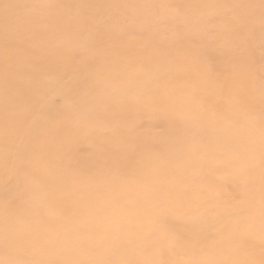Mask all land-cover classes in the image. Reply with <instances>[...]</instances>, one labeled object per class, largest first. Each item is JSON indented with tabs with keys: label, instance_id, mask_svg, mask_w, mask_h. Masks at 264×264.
Segmentation results:
<instances>
[{
	"label": "rangeland",
	"instance_id": "1",
	"mask_svg": "<svg viewBox=\"0 0 264 264\" xmlns=\"http://www.w3.org/2000/svg\"><path fill=\"white\" fill-rule=\"evenodd\" d=\"M39 1L21 2L12 8L5 6L6 3L0 4V11L21 16L20 22L40 25L46 19L44 14L39 18L35 15L33 19L27 16L32 7H37ZM52 1L42 0L47 6ZM61 1H65L67 5L69 0ZM115 1V12L120 25L114 29L113 34L127 35L128 31L132 30H127L123 25L126 21V6L124 7L122 0H109ZM154 1L157 3L159 0ZM262 1L264 0H255L258 2L256 9L251 8L250 13L246 14L239 0H234L236 8H231L232 0H227L226 14L223 18H217L227 22L221 21L219 25L214 24V13L212 9H206L204 3L195 5L194 9L190 10L186 3L180 0H164L170 11L169 22L156 7L138 14V17L146 19L151 25L148 29L138 26L135 29L137 37H144L151 32L154 35L164 34L163 38L187 40L194 31L207 34L212 38L216 37L218 47L226 50L227 60H219L220 53L212 47L206 69L199 73L200 87L211 86V89L208 97L201 96L199 104L196 103L197 86L178 79L169 80V77L156 79L153 74L158 73H143L142 62L130 63V60L124 65H133L130 66L133 70L126 73L114 66L115 61L101 65L93 76L98 82V89L92 91L94 87L90 92L91 96L99 99L104 92H113L119 101L129 102L130 108L118 109V114H115L109 111L119 108L117 104L109 105L99 101L90 106L84 97L76 98L77 92L65 97V112L56 116L60 115L57 117L60 120L63 116L66 117L60 122L44 121V127L40 131L41 135L48 136L44 139L54 142L58 139V136L52 133L56 129H61V126L65 127V131L74 128V132L65 139V153L60 150L47 151L35 156L31 161L33 165L43 167L49 166V162L55 166L52 160L56 161L58 170L52 174L44 173V183L46 186L58 187L65 180L66 188L57 189L65 190V194L68 191H77L76 199L72 200L73 203L76 202L72 211L76 212L77 204L82 199L93 196L105 203L109 213L97 218V207L91 206L81 214L76 212L77 216L73 222L69 220L67 224H61L60 220L69 216L70 212L62 209L64 195L59 192L51 196L43 192L44 188H36L38 192L35 200L54 201L43 212L47 216H53L57 220L56 225L64 229L78 226L88 228L89 231H81L83 237L75 238L67 231L65 236L55 238L52 234L43 236L38 232H31L25 241L18 236L12 237L14 242L23 240L24 243L36 246V258L30 263L35 264L45 254V248L52 251L58 244L65 242V259L70 258L69 263L65 260L67 264H79L77 259H80V264H99L98 259L104 258L106 259L103 264H243L244 261H249L248 264H264V24H260L264 20V4L259 5ZM74 6L89 17L93 7H97L96 0H88L78 6L73 2L71 7ZM107 9L108 7L104 6L100 12L105 13ZM69 15L67 14L68 17ZM247 15L250 19L253 17V26L256 25L255 38L251 29L246 28L249 22ZM112 18V15L107 16L103 23H109ZM90 21L92 25L96 22ZM20 22L16 23V28L20 26ZM95 27V32L89 28L83 31L84 34L88 32L102 37L104 29L101 25ZM115 41L117 42V38H109L107 46L103 47L92 44L88 54L99 58L100 63L106 57H111L109 44ZM149 42L147 39L136 38L135 44L129 47V51L137 53L132 59L154 58L153 51L147 48ZM89 45L87 40L80 42L65 39L62 47L67 51V61L64 64L70 65V71L67 70L59 76L62 83H65V89H69L76 80L85 83L84 79L75 76V67L85 57V48ZM184 46L182 47L185 50L191 49ZM182 47L176 46L175 49L180 50ZM48 48L54 49L52 46ZM153 50L159 57L166 58L172 68L174 66L170 63H179L175 56L166 57L164 49ZM188 64L189 66H181L180 71L188 72L190 67L194 70L195 66ZM34 65L29 62L19 66H22L20 68L23 72H27L37 68ZM169 65L159 66L158 72L167 75ZM109 70L114 71L115 77L107 74ZM208 74L212 77L210 81L205 78ZM118 84L122 87L119 92L114 89ZM130 84L144 85L158 94L151 98H138L132 104L128 91ZM126 85L129 87H124ZM36 89L32 88L36 95L48 92L45 94L47 98H51L50 102H46L47 98L41 97V100L37 97L35 106L32 104L35 108L33 120L42 122L41 114L51 110L46 108L48 103H51L52 108L61 107L63 99L52 95L53 89L50 86L42 88L43 90L39 88V91ZM165 98L169 100L166 101ZM75 99L80 105L70 106V102ZM225 110L226 113H223ZM130 116L136 121L139 117L146 118L135 129L137 134L143 137L144 144L134 146V150L144 154L146 162L141 167L140 154L131 153L135 157L132 162L140 164L135 169L138 172L133 170L126 175L110 176L107 173V165L115 164L109 153L101 150L96 154V149L89 147L87 143L82 145V149L80 147L84 137H97L101 131L107 130L105 126L111 125L119 117ZM87 119L96 121L98 127ZM123 121L126 122L124 118ZM134 128L135 122L132 129ZM125 133L124 137L127 138V132ZM115 134L118 133L112 130L109 135ZM126 138L121 141H126ZM19 140L14 141L12 145L18 144ZM129 146L130 143L127 148ZM175 152L178 153L174 154ZM96 158L100 160H95ZM22 161L24 160L18 156L9 157L11 163ZM82 162L85 166H77V163ZM131 181L144 182L154 189V194L143 198V190H134ZM94 182L115 187L120 182L124 184L121 188L105 191L103 194L80 193L90 190ZM43 184L36 186H44ZM8 195L9 193H6L3 196L8 198ZM125 195L130 197L123 205L124 212L108 208L114 199L123 198ZM165 202L177 203L181 208L175 218L167 222V236L161 237L164 231L153 228L151 223L154 222L158 211H162ZM12 209L13 206L7 208L8 211ZM167 215L163 214L164 217ZM142 216V220H136ZM117 220L121 223L120 233L114 224ZM184 224H189L191 230L183 231L181 226ZM216 253L227 255L209 262V254ZM25 259L28 260L27 256L22 260L19 255L0 253V264H25Z\"/></svg>",
	"mask_w": 264,
	"mask_h": 264
},
{
	"label": "bare ground",
	"instance_id": "2",
	"mask_svg": "<svg viewBox=\"0 0 264 264\" xmlns=\"http://www.w3.org/2000/svg\"><path fill=\"white\" fill-rule=\"evenodd\" d=\"M33 1L37 2L38 0H0V4L5 5L6 3L5 6L12 8L14 5L21 2ZM85 1L88 0H69V5H65V1L62 2L61 0H53L51 4L47 6L42 2V0H40L37 7H32L30 12L27 14V16L32 17V19L35 15L39 18L40 15L44 14L46 19L40 25H33L29 22H20L21 16H15L13 14L9 15L10 12L0 11V253L8 252L13 256L19 255L22 260L27 256L28 260H24L25 264H32L30 261L36 258V255H34V252L37 250L35 249L36 246L31 245L30 243H24L28 236L31 235V232H38L43 236L46 234H52L55 238L57 236H65V231H67L70 236L74 235L75 238L83 237L81 231H89L88 228L78 226L73 227V229H64L56 225L57 220L53 218V216H47L43 212V210L48 209L54 201L51 199L50 201L45 202L35 200V195L38 192L36 188H44L43 192L45 194L54 196L61 192V194L64 195L62 204L63 210H69L71 212L74 204L76 203H73L72 200L76 199L77 191H68L65 194V190L62 189L61 191L60 189H57L66 188L65 180H63L58 187L46 186L44 183V173L52 174L54 171L58 170L55 160H52L55 166H52L49 162V166L44 167L33 165L31 161L35 156L47 151L60 150L65 153V139L68 137L67 135L74 132V128L67 129L65 131V127L61 126V129H56L52 132L54 135L58 136V139L54 142L47 141L44 137L48 136L40 134L42 127H44L42 124L44 121L60 122L66 117L65 115L61 118L62 120H60L57 119L60 115L56 116L57 114H63L65 112V97L71 93L77 92L78 95L76 98L79 99L80 97H84L86 99V103L90 106L99 101H104L109 105L117 104L119 108H112L109 111L110 113L115 114H118V109L130 108L131 104H129V102L119 101L116 95L112 94L113 92H104L100 99L90 95V92L94 87L95 88L92 91L98 89V82L93 79V76L99 71L101 65H108V63L115 61L116 63L114 66L121 69L122 73H126L133 70V68L130 69V66L133 67V65H124L126 61L130 60V63L135 61L142 62L141 68L143 73H158L153 74L156 79L169 77V80L178 79L186 82L187 84L197 86L198 99L196 103L199 104L201 102V96L204 95L208 97L211 89V86L200 87L199 82L201 77L199 73L206 69L205 66L209 60L212 47H215V51L220 53L219 60H227L226 50H221L222 48L218 47L216 37L212 38L207 34H199L194 31L191 38L187 40L174 37L163 38L164 34L155 33L154 35V33L151 32L144 37L142 35L137 37L135 35V29H137L138 26L146 27L148 29L151 25L149 22H146V19L138 17L140 12H145L146 10L149 11L156 7L160 11L162 17L168 19V22L170 21V11L168 9V5L164 4V0H159L157 3L154 0H122L124 2V7L126 6V17H124V20L126 21L123 22V25L127 28V30H132L128 31L127 35L113 34L114 29L120 25L115 12L117 7L116 1L109 2V0H96L97 7H93L90 12L92 14L91 17L86 15L80 9L77 10V7H71L73 2L76 6H78L79 3L83 4ZM180 1L186 3V7L190 10H193L195 5L204 3L206 9H212L214 13L213 16L215 18L213 22L215 25H219L221 21L227 22L223 19H217L219 17L223 18L226 14L228 7L227 0ZM239 1L246 14L250 13L249 9H256L255 6L258 5V2H255V0ZM260 4H264V1L260 2L259 5ZM250 5H252V7H250ZM104 6H107L108 9L105 13H101L100 11ZM236 6V3L232 0L230 7L236 8ZM51 10H53V12H49ZM67 14H70L69 17ZM191 14H189V16ZM103 15H112L113 18L109 23H103V20L107 17ZM247 17L249 18V22L246 28L251 29L253 37L255 38L256 25L253 26V17L251 16V19L249 15H247ZM74 19L78 21H75ZM90 20H94L96 22L92 25ZM18 22H20V26L16 28V23ZM260 24H264V20L261 21ZM98 25H101V28L104 29L102 37L99 38L88 32L84 34L83 31L89 28H91L92 32H95V28H97L95 26ZM245 25L246 24L244 22V26ZM109 38H117V42L115 41L114 43L109 44L110 51L112 53L111 57H106L99 63V58L89 55L88 49L92 44L98 45L99 47L107 46ZM136 38L150 40L147 48L153 51L155 60L154 58L148 60L145 57L132 59L137 55V53L135 51H129V47L135 44ZM65 39H73L80 42L87 40L90 44L87 49L85 48V57L82 58L75 67L77 72V75L75 76L77 78L81 77L84 79L85 83L80 80H76L72 83V86L69 89H65V83H62V80L59 78V76H62L61 73H64L67 70L70 71V65L67 66L64 64L66 63L65 61H67L65 57L67 51L64 47H62L65 44ZM127 44L129 46H127ZM184 45L189 46L191 49H183L182 46ZM49 46H52L54 49H49ZM176 46L182 48L180 50H176ZM154 48L164 49L166 51V57L175 56V60L179 63H170L174 66V68H172L169 63H167L166 58H161L155 54L156 52L153 50ZM229 59H231V57ZM29 62L35 64L34 67L37 68L23 72V70H21L22 66L19 65ZM54 63H56L55 66ZM188 63L195 66L194 70L190 67L188 72H181V66H189ZM165 64L170 66L168 67V74L161 75L157 68ZM106 68H108V66ZM107 74H109L112 78L115 77L113 70H109ZM205 78L209 81L212 79L209 74L205 76ZM47 86H50L53 89V91H51L52 95L59 96L60 99L62 97L63 104L62 106L60 105L61 107L52 108L50 105L51 103H48L46 108H50L51 110L41 114L43 120L42 122L35 121L32 118L35 109L32 104L35 106L37 97L40 99L41 97L47 98L45 93L48 92H43L45 96L37 93V96L32 88L36 89L37 87L39 91V88L40 90H43L42 88ZM124 87L128 88L129 86L126 85ZM119 88H122L120 84H118L114 89L119 92ZM128 91L130 92V102H132V104L138 98H151L158 94L149 90V88L144 85L130 84ZM50 99L51 98H47L48 101L46 102H50ZM165 99L166 101L169 100L168 98ZM79 105L80 102L76 99L70 102V106ZM223 113H226V110ZM123 118L126 122L123 121ZM143 120H146V118L139 117V120L136 121V119L132 116L119 117L111 125L105 126L104 128L107 130L101 131L99 136L89 138L84 137L80 149H82L83 144L87 143L89 144V147H94L96 149V154H98L97 151L104 150L110 154L112 157L111 160H114L115 164V166L107 165L109 168L107 169V173H109L110 176H115L117 174L126 175L140 166V164L132 162V159L135 157H133L131 153H137V155L140 154L138 150H134V146L136 144H144L143 137L138 135L135 131L136 127H139L141 121ZM89 121V123H93L96 127H98L96 121ZM134 122L135 128L132 129ZM112 130L116 131L118 134L109 135ZM125 132H127V138L124 137L126 134ZM122 138H126L127 140L121 141ZM18 139H20L18 144L13 146L12 144L14 141ZM128 143H130V146L127 148ZM177 153L178 152H175L174 154ZM10 156L21 157L24 161L21 163H11L9 162ZM77 157L79 158L78 155ZM139 157H141V167H143L146 162L144 154H140ZM95 160L100 159L96 158ZM82 165L85 166L83 162L77 163V166L79 167H82ZM114 171L121 172L116 173ZM135 172L138 171L135 170ZM40 183H44L45 185L43 184L44 186L37 187L36 185ZM122 184H124V182H120L115 187L94 182L93 186L90 187V190H83L80 193L88 192V194H90L91 192H97L103 194L105 191L110 192L115 188H121ZM131 186L135 188L134 190H143V198L154 194V189L152 190L142 181H131ZM6 193H9L8 198L3 196ZM129 197V195H125L123 198L114 199L111 206L108 208L118 212H124L123 205ZM9 206H13V209L10 211L7 210ZM77 206L78 208L76 212L78 214L85 212V209L91 206L97 207L95 211V214L97 213V218L102 217L103 214L109 213L105 203L97 200L93 196H88L87 198L82 199V201L78 202ZM18 207L19 209L17 210ZM180 208L181 206L177 203L171 204L169 202H165L161 208L162 211H158L155 215V220L151 223V225L158 231H164L161 237L167 236V230H165L168 225L167 222L171 218H175L180 211ZM70 212L69 216L63 217L62 220H60L61 224H67L69 220L70 222H73L77 213L74 211ZM168 213H170V215H167ZM163 214L167 216L164 217ZM142 219L143 216L136 220L140 221ZM90 222L92 223L93 220ZM114 224L117 226L118 232L120 233L121 223L119 220L114 222ZM190 228L189 224L181 226V229L186 232L190 231ZM203 231L206 232V229L203 228ZM224 231L227 233V229ZM14 236L23 238L24 241L19 240L14 242L11 239ZM45 250V254L41 256L35 264H67L70 262V258L65 259V242L58 244L57 248H54L52 251L46 248ZM226 255L227 253H216L214 255L209 254L207 260L210 262L211 260L220 259ZM105 259L106 258L98 259V263L103 264ZM65 260L67 263H65ZM186 260L188 261L189 259L186 258ZM77 262L80 264V259H77ZM248 263L249 261L243 262V264Z\"/></svg>",
	"mask_w": 264,
	"mask_h": 264
}]
</instances>
